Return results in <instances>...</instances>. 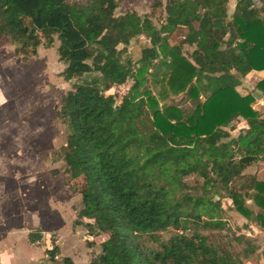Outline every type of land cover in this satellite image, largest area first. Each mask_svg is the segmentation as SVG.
I'll return each mask as SVG.
<instances>
[{
  "label": "trees",
  "instance_id": "trees-1",
  "mask_svg": "<svg viewBox=\"0 0 264 264\" xmlns=\"http://www.w3.org/2000/svg\"><path fill=\"white\" fill-rule=\"evenodd\" d=\"M227 3L166 0L156 30L136 12L115 15L120 0H0V39L27 61L56 38L61 76L76 80L56 116L68 132L61 148L66 171L84 183L77 217L92 221L83 223L91 234L107 235L88 264H242L200 233L223 229V195L264 230V181L244 173L264 157V117L251 107L264 95V79L252 93L236 90L241 78L264 71V6L238 0L228 18ZM178 26L187 34L173 44ZM141 35L150 45L132 61L127 47ZM184 45L193 50L185 54ZM93 72L99 77H83ZM204 74L211 87L205 96L196 86ZM128 78L133 83L118 101L108 92ZM178 95L188 108L175 102ZM235 120L246 127L233 139L226 128ZM192 174L202 181L200 193L183 181ZM169 230L176 233L165 242L153 235ZM145 235L155 248L144 245ZM254 249L247 244L243 251ZM59 253L54 242L46 250L51 262ZM60 264L73 261L63 257Z\"/></svg>",
  "mask_w": 264,
  "mask_h": 264
},
{
  "label": "rangeland",
  "instance_id": "rangeland-1",
  "mask_svg": "<svg viewBox=\"0 0 264 264\" xmlns=\"http://www.w3.org/2000/svg\"><path fill=\"white\" fill-rule=\"evenodd\" d=\"M155 1L120 0L115 15L136 9L141 17L150 19L157 30L164 22L166 0H159L162 7L153 6ZM183 35L180 31L173 33L170 42L177 44ZM149 40L146 35L131 40L127 53L132 61L137 60L142 47L150 45ZM57 47L58 41L54 38L50 47L42 43L34 56L23 61L14 53L8 38L0 39V264H59L61 255L72 257L76 264H88L107 243L106 234L97 229L91 234L83 224L92 221L77 217L82 208L84 183L82 179H73L66 171L61 148L68 132L56 116L62 97L76 80L62 78L65 65L59 61ZM192 50V46H183L185 54ZM83 77L90 79L99 75L93 72ZM205 77L204 74L197 79L196 86L207 95L202 86L206 83ZM257 82V79L244 77L238 92L252 93ZM132 83V78H128L123 85H113L108 93L116 95L120 101ZM149 87L155 92L151 85ZM174 100L181 108L190 106L181 95ZM261 100L264 101L263 95L256 98L251 107L264 117V102L257 104ZM232 124L226 129L235 139L246 125L243 120ZM253 168L254 163L247 166L244 173L251 176ZM183 181L190 192L198 191L202 184L195 174ZM219 201L225 221L223 229L200 230V233L220 251L237 256L242 264H264V230L253 219L240 217L228 196H221ZM247 205L256 212L250 200ZM27 231L41 234V240L34 244L37 246L27 242ZM174 233L176 231L169 230L153 235L159 242H165ZM53 242L60 253L57 261L50 262L43 252L47 246L50 249ZM143 242L146 247L157 246L148 235ZM247 244L254 246V251L244 252Z\"/></svg>",
  "mask_w": 264,
  "mask_h": 264
},
{
  "label": "crops",
  "instance_id": "crops-1",
  "mask_svg": "<svg viewBox=\"0 0 264 264\" xmlns=\"http://www.w3.org/2000/svg\"><path fill=\"white\" fill-rule=\"evenodd\" d=\"M78 1H80V2H84L85 0H78ZM237 1L238 0H228V3H227V5H226V8H225V10H226V15H227V17L228 18H231L232 17V14L234 13V10H235V6H236V3H237ZM252 3H253V5L255 6V7H257V8H260V7H262V6H264V0H250ZM118 9V8H117ZM116 9V10H117ZM115 10V11H116ZM127 12H136L139 16L141 15V14H139V12H138V10H136V9H133V10H131V11H125L124 13H127ZM124 13H119V15H122V14H124ZM261 16L262 17H264V12L261 14ZM181 32V34H184L183 35V37L187 34V29L185 28V27H181V26H178L176 29H175V31L173 32V33H176V32ZM202 33V32H201ZM227 53H226V55L229 53L228 51H226ZM227 57V56H226ZM231 67V61L227 58L226 59V68H230ZM246 78H254L255 80L257 79V81H260V80H262V79H264V71H261V72H255V71H252V72H250L249 74H247L246 76H245ZM242 79L243 78H241L240 79V84H241V81H242ZM197 83V82H196ZM203 86V89L206 91V94L208 95L209 93H210V91H211V87H209V86H207L206 85V83H204V85H202ZM238 87L239 88H241L242 86H240V85H238L237 87H236V90L238 91ZM208 90H210L209 91V93H208ZM202 94V93H201ZM205 94V93H204ZM204 94H202V95H204ZM242 94H244V93H242ZM205 96V95H204ZM264 96V95H263ZM264 101H258L257 102V104H261V103H263ZM264 104V103H263ZM256 181H264V157L263 158H261L260 157V159L257 161V162H255L254 163V168L252 169V175H251ZM0 221H1V219H0ZM3 223V222H2ZM31 233V232H30ZM30 233H28V231L26 232V239H27V242L30 244V245H33V246H37V245H34V244H36V243H38V242H35V243H30L29 242V240H28V235L30 234ZM47 249H49L48 248V246L47 247H45V250H44V252H43V254L44 255H46V250ZM263 253H264V251H262V257L264 258V256H263ZM43 255V256H44ZM47 256V255H46ZM48 257V256H47ZM67 257H69V256H67ZM61 258H63V256L61 255ZM72 261H73V264H76L75 263V260L72 258V257H69ZM49 260V259H48ZM38 261V260H37ZM50 261V260H49ZM56 261H57V258H56ZM60 261H61V259H60ZM60 261H59V264H60ZM51 262V261H50ZM36 264V263H35Z\"/></svg>",
  "mask_w": 264,
  "mask_h": 264
}]
</instances>
